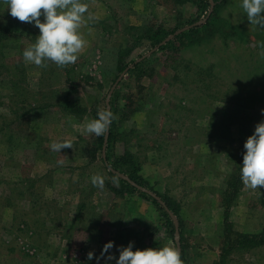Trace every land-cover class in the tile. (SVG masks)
I'll use <instances>...</instances> for the list:
<instances>
[{
  "label": "rangeland",
  "instance_id": "rangeland-1",
  "mask_svg": "<svg viewBox=\"0 0 264 264\" xmlns=\"http://www.w3.org/2000/svg\"><path fill=\"white\" fill-rule=\"evenodd\" d=\"M82 2L97 19L80 29L87 45L78 60L61 68L24 62L39 29L11 17L0 0V21L15 20L20 29L0 41V264H97L87 259L94 250L89 223L91 214L108 211L116 259L130 242L136 251L174 247L179 238L178 221V235L170 234L151 202L110 192L120 183L102 150L91 155L99 137L85 125L94 109L108 110V93L122 73L119 52L130 48L124 64L150 54L154 32L198 16L194 1ZM240 4L218 0L195 36L148 55L145 74L123 75L111 93L112 152H130L151 189L177 203L184 264L217 263L229 227L233 238L264 235V187L238 188L241 150L264 121V29L250 25ZM68 92L86 113L61 111ZM65 140L72 149L51 150ZM93 175L104 178L103 189L92 185ZM225 264H264V242L232 253Z\"/></svg>",
  "mask_w": 264,
  "mask_h": 264
},
{
  "label": "clouds",
  "instance_id": "clouds-1",
  "mask_svg": "<svg viewBox=\"0 0 264 264\" xmlns=\"http://www.w3.org/2000/svg\"><path fill=\"white\" fill-rule=\"evenodd\" d=\"M4 3L11 17L39 29L40 34L35 43L22 52L24 62L37 67H46L48 62L61 68L74 64L87 45L80 31L81 27L97 19L82 0H4ZM240 7L250 25L264 29V0H241ZM261 115L264 116V109L261 110ZM113 118L110 110L101 111L97 118L85 125V131L96 137H103L107 135ZM50 148L60 153L63 149H72L73 144L67 140L53 142ZM244 149L240 179L244 186L258 190V186L264 187V121L255 126L254 133L244 143ZM75 179L77 178L74 177ZM91 183L99 189L104 188V178L101 175H93ZM113 246L112 241L103 246L101 256L96 257L97 264ZM133 247L130 242L127 247L119 248L118 259L108 255L106 264L113 259L115 264H183L180 251L175 247L136 251L132 250ZM93 258L94 253L89 252L88 261Z\"/></svg>",
  "mask_w": 264,
  "mask_h": 264
},
{
  "label": "trees",
  "instance_id": "trees-1",
  "mask_svg": "<svg viewBox=\"0 0 264 264\" xmlns=\"http://www.w3.org/2000/svg\"><path fill=\"white\" fill-rule=\"evenodd\" d=\"M178 4H182L185 0H175ZM196 6V14L198 15L195 18L190 17L188 20L184 21L183 26L180 25L178 28H174L170 31H156L151 36V46L153 48L152 52L150 53L153 55L157 51L164 50L168 46L172 45L174 41L177 39H183L186 37L195 36L198 32V25H196L201 17H208L210 9L211 13L214 8L218 4V0H193ZM222 1V0H221ZM212 5V6H211ZM214 12V11H213ZM183 27H187L182 32L176 34L180 31ZM18 24L15 20H5L0 21V41L5 39L7 36L19 32ZM169 32V33H168ZM172 36V38L168 41L166 39ZM139 39L141 37H138ZM166 41V42H165ZM156 51V52H155ZM130 48L124 49L119 52V57L117 60V70L119 73L129 74V73H138L145 74L144 68L142 67L144 62L148 59L147 56L140 58V60H132L128 64H124V59L130 55ZM149 54V55H150ZM112 97H110V102L108 110L113 113V121L107 133V140L105 143V157L101 158L104 166L109 171V174L120 183V187H109L110 192H113L116 195H123L124 193H134L141 199L145 201L151 202L155 209L159 212L160 217L163 220L164 227L167 231L172 234L175 231V225L172 220V216H175L178 221V230H179V238L174 240V247L177 248V245L183 241L181 235V223L180 217L178 218V205L175 201L167 196V195H160L148 185V183L140 177L138 173V167L134 161V158L130 152L125 151L123 154H118L112 152V147L114 148L115 145V138H114V126H115V118H116V110L113 108L112 104ZM58 107L64 113L71 115V116H81L86 113V109L78 104V102L74 99L70 98V92H68L63 100L58 104ZM104 111V110H103ZM99 113L98 110H93L94 118H97V114ZM104 138L99 137L98 139V149H92L91 155L96 158V153L101 152L102 147L104 145ZM245 152L244 146L241 150V158L243 160V154ZM240 171V168L238 169ZM233 180V178H231ZM232 180L230 181L229 178V188L232 189L234 194L237 193L236 187H232ZM228 188V189H229ZM229 189V190H230ZM225 195V193L223 194ZM232 205V204H231ZM230 204L225 206V213L224 217L228 223V208ZM231 228L229 227L227 235L230 236L224 237V244L225 246L222 249L220 254V259L215 264H225L228 257L231 256L234 252L240 251H248L253 248L259 247L264 242V235L263 233L260 234H237L236 237H232L231 235ZM181 259L184 264V252L183 249L180 251Z\"/></svg>",
  "mask_w": 264,
  "mask_h": 264
},
{
  "label": "crops",
  "instance_id": "crops-1",
  "mask_svg": "<svg viewBox=\"0 0 264 264\" xmlns=\"http://www.w3.org/2000/svg\"><path fill=\"white\" fill-rule=\"evenodd\" d=\"M241 184H242V181L240 182V185L238 187L239 190H241L240 189ZM30 194H33V193H30ZM36 194H38V193H36ZM237 194H238V191H237ZM108 212H107V214H102L103 216L99 215L100 213H96V215L91 214L92 217H91L90 223H89L88 220H87L88 222H86V223H89V226H91V229H92V238L90 239L91 240L90 247L92 249H94V250H92V252L94 253L93 261L95 263H97L96 257H100L101 256V252H102L103 246L106 243H108L109 241H113V238L111 237V232H110L111 222L107 219L108 218ZM228 216H229V214H228ZM77 217H79V215H77ZM106 222H109V223H106ZM229 222H231V221L229 220ZM131 229L132 228H130V230ZM108 255H111V249L109 250L108 253H105L104 258L100 259L99 264H106V257ZM112 262L113 261H108L107 264H111Z\"/></svg>",
  "mask_w": 264,
  "mask_h": 264
},
{
  "label": "water",
  "instance_id": "water-1",
  "mask_svg": "<svg viewBox=\"0 0 264 264\" xmlns=\"http://www.w3.org/2000/svg\"><path fill=\"white\" fill-rule=\"evenodd\" d=\"M183 30H184V29L178 31L176 34L182 32ZM171 38H172V36L168 37V38L166 39V41L170 40ZM166 41H165V42H166ZM148 55H149V53L146 54V56H148ZM139 60H140V59H139ZM124 73H125V71H124L123 73H121V75H120V77L118 78V80L116 81V83L111 87V89H110V91H109V93H108L107 100H106V104H107V106H108V104H109V98H110V96H111V93L113 92V90H114V88H115L117 82L123 77ZM106 140H107V135H105V138H104V145H103V147H102V157H103V158L105 157V143H106ZM171 216H172V220H173L174 225H175V234L178 235V231H177V220H176L175 216H173V215H171Z\"/></svg>",
  "mask_w": 264,
  "mask_h": 264
}]
</instances>
